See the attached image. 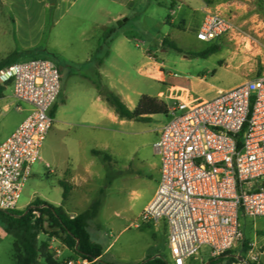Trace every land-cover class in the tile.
Wrapping results in <instances>:
<instances>
[{
  "label": "rangeland",
  "instance_id": "1",
  "mask_svg": "<svg viewBox=\"0 0 264 264\" xmlns=\"http://www.w3.org/2000/svg\"><path fill=\"white\" fill-rule=\"evenodd\" d=\"M153 1L158 13L156 17L148 18L141 13L121 25L119 21L113 24L117 31L136 38L132 44L136 64L120 65L125 78L136 91L167 102L171 108L177 102V91L173 92L172 98L168 97L160 73L167 76V83L184 86L192 91V95L207 99L216 96L220 89L234 88L264 73V0H226L220 13L230 19L232 28L212 42L197 39L200 13L190 17L187 8L182 7L173 16L174 24H167L165 20L170 15L171 0ZM165 39L175 43L185 53L202 52L211 45H217L219 50L207 58H192L189 61L164 43ZM150 46L156 52L153 55L156 60L159 57L166 65H140L143 53ZM34 58H47L59 66L62 90L56 102L59 107L54 126L41 150L43 160L33 166L34 173L24 186L19 210H24L36 199H44L54 205L62 203L64 189L59 184L61 171L68 167L78 152L75 148L74 124L83 111L72 97L78 81L73 74H84L87 64L71 62L66 55L48 54H37L26 59L22 57L18 61ZM143 66L150 68L149 74L153 79L142 73ZM7 97H10V101L15 100L9 87L6 89ZM23 117L24 113L16 107L8 112L0 110V136ZM168 120L166 115H156L149 122L124 119V123L110 124V131L104 134L109 148L92 151L94 161L90 164L91 173L82 176L84 180L73 185L74 197H71L70 203L76 210L86 208L75 199L88 209L101 199L102 208L91 224L90 234L104 250L113 242V246L106 251L105 259L115 258L116 264H140L155 257L172 264L165 224H142L139 220L160 177V157L154 145L159 139L157 130ZM82 153L80 161L84 162ZM47 164L53 172L47 168ZM70 171L63 175V179L69 182ZM109 177H113L111 184L108 183ZM243 224L245 239L231 251L233 256H247L252 249L257 258L253 263L264 264V218L255 221L243 219ZM10 237L0 244V264H14L11 259L14 237ZM44 237L41 235L39 241ZM59 247L64 248L61 241ZM65 257H72V254L67 251L61 261ZM210 260V250L204 248L201 255L188 261V264H207Z\"/></svg>",
  "mask_w": 264,
  "mask_h": 264
},
{
  "label": "built area",
  "instance_id": "2",
  "mask_svg": "<svg viewBox=\"0 0 264 264\" xmlns=\"http://www.w3.org/2000/svg\"><path fill=\"white\" fill-rule=\"evenodd\" d=\"M231 28L230 19L209 11L197 39L212 42ZM0 84L13 88L17 110L21 103L32 107L0 144V209L18 210L55 123L52 110L62 90V73L54 61L34 58L0 70ZM166 116L169 120L155 144L160 157L158 187L139 220L165 224L172 264H188L204 248L217 260L244 241L243 219L264 218V73L220 90L211 99L178 98ZM52 251L61 261L63 249ZM241 257L237 264L257 261L252 249ZM97 261L77 256L61 262Z\"/></svg>",
  "mask_w": 264,
  "mask_h": 264
},
{
  "label": "crops",
  "instance_id": "3",
  "mask_svg": "<svg viewBox=\"0 0 264 264\" xmlns=\"http://www.w3.org/2000/svg\"><path fill=\"white\" fill-rule=\"evenodd\" d=\"M225 1L171 0L169 4L170 15L165 20V23L173 25V16L182 7H186L190 17H194L196 13L201 14L198 20V27L196 28L197 33L206 13L209 11L222 12L221 7ZM155 4L153 0H0V62L6 60L14 52L19 53L20 56L18 59L22 57L26 59L28 56L25 53L27 51H33L39 55H66L71 62L87 64L84 74H73V77H76L78 81L75 85L76 93L72 94V97H74L77 106L83 110L74 124L75 148L78 152L70 161L68 167L61 171V178L59 180V184L64 182L70 186V192L66 200L63 199L61 204L55 205L62 206L71 217L88 210L82 202L74 198L77 203L86 208L83 211L76 210L72 207L70 200L71 197H74L73 185L80 180H84L82 176L91 173L90 164L94 161L92 151L109 148L104 138V134L110 131L109 125L124 123V119L116 113L106 98L97 90L93 82L96 77V71H99L103 84L119 95L131 110L137 107L141 97L145 95L143 92H138L134 89L133 84L125 78L123 74L124 70L120 67V65L136 64L132 50V44L133 41H136V38L134 35L117 31L113 27V24L116 21H123L122 23H125L130 17H138L141 13L148 18H154L158 14ZM157 4H159L158 1ZM110 31H114L115 35L111 44L110 55L98 67L94 60V55L96 54L102 37ZM181 54L189 61L192 58L195 60L199 58L197 56H189L187 52ZM153 55H156V52L150 46L143 53V59L140 65H166L159 57L157 61ZM144 66L141 69L142 73L148 76V78L153 79L149 74L150 68L145 69ZM160 75L162 80H164L161 82L165 83L168 97L172 98L173 92L177 91V99H207L196 94H193V97L191 90L184 86L167 83V76L164 73H160ZM0 86H5L6 89L9 87L13 94V88L9 84H0ZM14 107V100L10 101V97L6 98L5 90L4 96L0 98V110L8 112ZM31 109L32 107L28 104L22 105L21 110L18 111L24 113L23 119L15 122L9 130L2 133L0 136V144L27 118ZM154 118L155 116L150 121ZM157 131L160 132V130ZM154 148L156 154L159 155L155 145ZM82 152L85 157L84 162L80 161ZM69 169L71 170L70 182L63 179V175H66ZM49 170L53 172L51 167H49ZM158 171H160V168ZM158 183L159 178L153 196L158 187ZM42 200L48 202L47 200ZM9 238H11L10 235L0 226V244ZM56 244L59 247L60 240L53 238L50 241V248L56 247ZM112 246L113 242L104 250L101 257L104 264H116L115 258L105 259L106 251ZM63 247L64 255L68 251L72 254V257H77L64 244ZM12 254L13 249L11 259L16 264Z\"/></svg>",
  "mask_w": 264,
  "mask_h": 264
},
{
  "label": "trees",
  "instance_id": "4",
  "mask_svg": "<svg viewBox=\"0 0 264 264\" xmlns=\"http://www.w3.org/2000/svg\"><path fill=\"white\" fill-rule=\"evenodd\" d=\"M114 37V31H110L102 37L94 55L98 67L110 55ZM164 43L179 53H185L175 43L169 42L167 39L164 40ZM218 50L217 45H211L205 51L191 52L187 55L207 58ZM25 54L28 57L37 55L33 51H27ZM19 56L18 52L12 53L6 60L0 62V70L17 62ZM93 82L99 93L106 98L122 119L149 122L153 116L167 115L169 112L166 103L148 95H143L137 107L131 110L119 95L103 84L99 71H96ZM5 90V86H0V98L4 96ZM57 109L58 105L55 104L52 110L53 116H55ZM112 179L113 177H109V184H111ZM60 184L64 189L63 199L66 200L69 196L70 186L64 182ZM101 208L102 201L98 199L87 211L71 217L62 206H55L41 199H36L24 210L0 209V226L8 235L14 237L12 256L16 264H63L55 259L50 248V241L53 238L60 240L75 255L90 261L98 259L96 264H104L101 260L104 249L101 244L92 239L90 234L91 224L98 218ZM41 235L45 237L39 241ZM245 247H247L246 243ZM226 260L236 262V257L230 251L217 260H210L208 264H217L219 261ZM140 264H168V262L155 257L148 258Z\"/></svg>",
  "mask_w": 264,
  "mask_h": 264
},
{
  "label": "water",
  "instance_id": "5",
  "mask_svg": "<svg viewBox=\"0 0 264 264\" xmlns=\"http://www.w3.org/2000/svg\"><path fill=\"white\" fill-rule=\"evenodd\" d=\"M126 20V19H125ZM123 21H119V25L122 24ZM243 258L242 257H237L236 262H242ZM236 262L232 260H226V261H219L217 264H237Z\"/></svg>",
  "mask_w": 264,
  "mask_h": 264
}]
</instances>
